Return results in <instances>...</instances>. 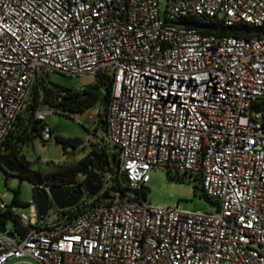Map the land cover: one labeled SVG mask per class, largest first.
<instances>
[{
    "label": "built area",
    "instance_id": "built-area-1",
    "mask_svg": "<svg viewBox=\"0 0 264 264\" xmlns=\"http://www.w3.org/2000/svg\"><path fill=\"white\" fill-rule=\"evenodd\" d=\"M197 19L262 32L217 36ZM52 72L114 79L94 141L120 167L99 194L128 191L58 209L52 224L36 199L19 214L0 196V216L11 209L27 229L0 230V264H264V0H0V154ZM46 108L36 119L50 141ZM154 168L197 175L216 211L152 205Z\"/></svg>",
    "mask_w": 264,
    "mask_h": 264
},
{
    "label": "rangeland",
    "instance_id": "rangeland-1",
    "mask_svg": "<svg viewBox=\"0 0 264 264\" xmlns=\"http://www.w3.org/2000/svg\"><path fill=\"white\" fill-rule=\"evenodd\" d=\"M47 77L54 84L72 88L94 84L98 79V75L80 77L68 76L59 72H52ZM33 98L34 91L30 95V100ZM41 109L47 110L45 106H42ZM101 111L102 105L99 102L84 113H48L46 120L53 129V138L50 141L44 142L39 136L34 135L33 139L27 140L19 148L20 155L25 157L30 163L33 172H41L44 177L54 173L61 165H71L79 162L92 149L91 143L94 141L92 132L98 129V136H104L100 125L99 113ZM57 136L79 138L82 143L78 148L69 147L65 150L63 144L57 141ZM84 179L85 177H83ZM35 181L32 178L27 177L22 179L19 175L8 174L0 166V196L7 203L13 201L14 192L17 190L20 191V198L23 202L30 203L34 200L36 186L45 183L44 180ZM146 187L149 190L150 203L154 206H178L181 210L187 211H216L215 202L202 196L200 184L189 176L174 177L166 169L154 168L149 174ZM87 199L88 193L85 192L83 200ZM18 213L28 214L29 212L28 209L21 207ZM57 218L58 209L54 205H51L48 215L42 222L44 224H52ZM6 229L9 232L15 230L12 220L8 221Z\"/></svg>",
    "mask_w": 264,
    "mask_h": 264
},
{
    "label": "trees",
    "instance_id": "trees-1",
    "mask_svg": "<svg viewBox=\"0 0 264 264\" xmlns=\"http://www.w3.org/2000/svg\"><path fill=\"white\" fill-rule=\"evenodd\" d=\"M188 21V20H187ZM189 23L205 26L207 27L204 32L208 34H215L217 36H235V37H243L246 39H250L253 37H257L262 32L261 29L245 22L240 21L233 26H228L224 24L222 21L213 19L208 22L202 20H193ZM42 92V97L39 98L38 88L34 90V98L31 100L29 106L25 110L28 114V121L31 125L32 135L41 136L42 123L36 119V112L42 108V106H48L54 108L57 113L62 114H72V113H84L88 109L94 107L97 103H101L102 111L99 113L100 116V125L105 133L107 131V114L108 107L112 100L113 90H114V79L106 74L98 75L97 82L94 84H89L80 88H72V87H64L57 84L52 83L48 77L44 78L40 85L38 86ZM20 118V117H19ZM18 118V119H19ZM31 135V138L33 139ZM92 135L95 138L98 136V129H95L92 132ZM104 136L101 137L102 141H104ZM57 141L63 144L65 150L69 147L78 148L81 145V140L79 138H65L61 136H57ZM43 140V139H42ZM44 142H47L43 140ZM15 142L11 140V136L7 137V140L4 144L5 152L15 151L17 147L14 144ZM92 149L90 153L81 159L79 162L71 165H61L58 169L45 177L43 180L50 185L56 186H74V185H83V177H86L89 172L93 169L94 165L98 160L101 161V170L100 175L104 177V174L107 171H115L113 167L112 160L110 159V155L113 154V151L109 150L107 147L102 146L101 143L93 141L91 143ZM169 174H172L174 177H185L189 176L190 178H194L196 182L200 184L202 189V196L209 199L210 201L217 202L209 197L203 187L202 179L197 175L192 173H179L172 172L167 170ZM22 179L24 178H32L34 181L36 180V176L31 175H19ZM82 178V179H81ZM36 182V181H35ZM117 185L110 190L106 191L103 194H99L96 196L95 202L96 204H109L112 203L111 200H108L107 197H113L110 194V191H128V188H121L120 184L116 182ZM149 193V190L147 189ZM140 196H145L146 193L143 191L136 192ZM95 198L88 193V199ZM15 206H26L28 203H25L20 198V191L17 190L14 192V197L12 201ZM84 203V200L82 204ZM80 204V205H82ZM77 206L76 208L69 209L68 212L72 213L74 210V215H78L82 212L83 208ZM9 220L14 222L15 230L12 233L24 235L27 232L18 218L11 209L5 211L2 216H0V225L5 226ZM5 228V227H4Z\"/></svg>",
    "mask_w": 264,
    "mask_h": 264
},
{
    "label": "water",
    "instance_id": "water-1",
    "mask_svg": "<svg viewBox=\"0 0 264 264\" xmlns=\"http://www.w3.org/2000/svg\"><path fill=\"white\" fill-rule=\"evenodd\" d=\"M17 152L11 154L0 155V166L6 169L8 172L13 173H32L29 165L30 163L26 160L25 157L16 160ZM10 161H13L16 164L22 165V162H25V168L21 169L19 167H13L10 164ZM112 163L115 168L120 167V160L117 156L112 155ZM101 170V161L98 160L94 165L93 169L85 177L83 185H74V186H56L51 185L49 192L44 191L36 186L35 199L38 205V210L41 219H44L49 212L50 206L54 205L59 210L70 209L77 206L85 192L89 193L91 196H96L103 189V179L100 175ZM36 174V180H43V175L41 172H33ZM41 185V184H40ZM122 196L121 198H123ZM0 230L5 231V228L0 225ZM13 235V234H11Z\"/></svg>",
    "mask_w": 264,
    "mask_h": 264
},
{
    "label": "crops",
    "instance_id": "crops-1",
    "mask_svg": "<svg viewBox=\"0 0 264 264\" xmlns=\"http://www.w3.org/2000/svg\"><path fill=\"white\" fill-rule=\"evenodd\" d=\"M31 133L32 130H31V125L28 121V114L24 111L20 115V118L16 121L15 126L10 134L11 140L15 142L14 144L17 147L16 150H18L22 145H24L27 142V140H29V138H31L32 135ZM9 152H12V150ZM12 262H13L12 264H23L18 261H12Z\"/></svg>",
    "mask_w": 264,
    "mask_h": 264
},
{
    "label": "flooded vegetation",
    "instance_id": "flooded-vegetation-1",
    "mask_svg": "<svg viewBox=\"0 0 264 264\" xmlns=\"http://www.w3.org/2000/svg\"><path fill=\"white\" fill-rule=\"evenodd\" d=\"M13 152H17L16 158H15L16 160H19V159L23 158V156L20 155V153H19V149H18V150H15V151H12V152H9V153H2V154H0V155L11 154V153H13ZM10 164H11V166H13V167H19V168H21V169H24V168H25V162H24V161L22 162V165H20V164H16V163H14L13 161H10ZM29 167H30V169H31V165H29ZM4 170L6 171V173H8V174H14V175H31V176H33V177H34V175H35V174L33 173L32 169H31L32 173H17V172L10 173V172H8L5 168H4ZM42 175H43V174H42ZM43 177H44V175H43Z\"/></svg>",
    "mask_w": 264,
    "mask_h": 264
}]
</instances>
